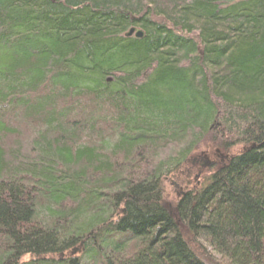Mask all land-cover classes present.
<instances>
[{
	"label": "trees",
	"instance_id": "obj_1",
	"mask_svg": "<svg viewBox=\"0 0 264 264\" xmlns=\"http://www.w3.org/2000/svg\"><path fill=\"white\" fill-rule=\"evenodd\" d=\"M193 242L264 264V0H0V264H209Z\"/></svg>",
	"mask_w": 264,
	"mask_h": 264
},
{
	"label": "rangeland",
	"instance_id": "obj_2",
	"mask_svg": "<svg viewBox=\"0 0 264 264\" xmlns=\"http://www.w3.org/2000/svg\"><path fill=\"white\" fill-rule=\"evenodd\" d=\"M24 126V128H28L30 130V127H28L27 124H24ZM205 149H208L212 155L215 153V149H219V152L216 154L224 156L228 155L224 152L223 147L216 146L212 144L211 141H209L208 143L204 144L202 148L192 154L191 157H189L186 168L180 171L178 176H169L168 178H165L162 186L164 193V204H167L168 209L170 207H176L179 198L182 196L181 193L183 190H189L202 186L204 183H206L207 178L214 171L215 166H213L212 168L208 166L206 169L197 167L194 168L190 173L187 172V169L192 166V161L201 159L203 157L204 154H202V151ZM214 157L219 159L217 156L213 155L212 158ZM183 180H185V182ZM192 246L197 251V254L201 258L205 259L206 262H208L209 264H215L216 261L213 259L217 260L218 256L207 246V244L204 243V245H200L197 247L193 242Z\"/></svg>",
	"mask_w": 264,
	"mask_h": 264
},
{
	"label": "bare ground",
	"instance_id": "obj_3",
	"mask_svg": "<svg viewBox=\"0 0 264 264\" xmlns=\"http://www.w3.org/2000/svg\"><path fill=\"white\" fill-rule=\"evenodd\" d=\"M137 29H140V28H137L136 26H131L126 32H125V36L126 37H132L133 35H135L134 34V32L137 30ZM140 30H142V29H140ZM143 31V30H142ZM131 32H133V33H131ZM144 32V31H143ZM129 33H131V34H129ZM136 36V35H135ZM144 36H145V32H144ZM137 37V36H136ZM139 38V37H138ZM208 153L209 154V150H203L202 151V154H204V153ZM219 152V149H216L215 150V153L213 154L214 156H218V155H220V154H216V153H218ZM211 153V152H210ZM213 155H203V157L201 158V159H199V160H202V159H209L210 158V156H213ZM205 172H206V170H205ZM165 206H167V204L165 205ZM170 206V205H169ZM129 231V230H128ZM128 231H126V235L124 236V237H126L127 235H128ZM195 244V246H200L201 244L200 243H198V242H196V243H194ZM193 247V246H192ZM80 248H82V246H81V244H79V245H74V246H71V247H69L68 249H66V253H63V254H61V257H66V256H70L72 253L73 254H80ZM194 248V247H193ZM194 250H195V248H194ZM195 252L197 253V251L195 250ZM213 260H215L216 261V259H213ZM200 261H202L203 263H208V262H206V260L205 259H203L202 258V260H200Z\"/></svg>",
	"mask_w": 264,
	"mask_h": 264
},
{
	"label": "flooded vegetation",
	"instance_id": "obj_4",
	"mask_svg": "<svg viewBox=\"0 0 264 264\" xmlns=\"http://www.w3.org/2000/svg\"><path fill=\"white\" fill-rule=\"evenodd\" d=\"M204 155L206 156V155H212V154L210 152H209V154L205 152ZM217 157L219 159H217L215 157L212 158V156H210V158L208 160L207 159L206 160L205 159H202V160L196 159V160L192 161V166L187 169V172L190 173L194 168H197V167L204 168V169H206L208 166H210V168H212L213 166L216 167L222 163H225V161L228 159V157L224 156V155H218ZM183 181L185 182V180H183ZM183 191H185V190H183Z\"/></svg>",
	"mask_w": 264,
	"mask_h": 264
},
{
	"label": "water",
	"instance_id": "obj_5",
	"mask_svg": "<svg viewBox=\"0 0 264 264\" xmlns=\"http://www.w3.org/2000/svg\"><path fill=\"white\" fill-rule=\"evenodd\" d=\"M131 33H133V32H131ZM131 33H129V34H131ZM134 34H135L137 37H139V38H142V37L144 36V32H143L142 30H140V29H137V30L134 32ZM172 212H173V210H172Z\"/></svg>",
	"mask_w": 264,
	"mask_h": 264
}]
</instances>
